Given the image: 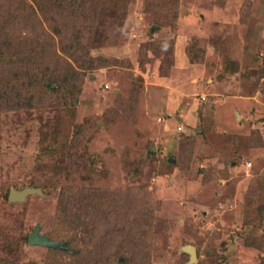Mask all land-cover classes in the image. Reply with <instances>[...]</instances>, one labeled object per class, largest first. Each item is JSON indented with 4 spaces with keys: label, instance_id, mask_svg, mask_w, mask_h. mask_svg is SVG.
<instances>
[{
    "label": "rangeland",
    "instance_id": "374dc122",
    "mask_svg": "<svg viewBox=\"0 0 264 264\" xmlns=\"http://www.w3.org/2000/svg\"><path fill=\"white\" fill-rule=\"evenodd\" d=\"M127 1L116 23L91 3L98 27L85 38L88 58L105 64L85 72L74 110L75 147L91 168L55 174L61 156L40 152V128L53 113L0 111V264H64L60 247L29 243L37 225L64 243L56 217L63 186L81 187L102 209L97 230L112 234L107 244L143 247V264H260L264 0ZM35 5L0 0V44L7 33L30 37L38 60L58 54L75 64L53 29L57 15ZM33 180L44 194L5 198L7 186ZM187 246L196 248L192 262Z\"/></svg>",
    "mask_w": 264,
    "mask_h": 264
},
{
    "label": "trees",
    "instance_id": "16d2710c",
    "mask_svg": "<svg viewBox=\"0 0 264 264\" xmlns=\"http://www.w3.org/2000/svg\"><path fill=\"white\" fill-rule=\"evenodd\" d=\"M33 1L36 3L34 8L46 17L49 14L54 17L57 15V23H54L53 29L62 40L67 42L63 51L75 61L76 65L58 54L53 55L50 61L46 59L40 61L37 59L38 49L35 51L29 48L30 37L25 41L24 38L27 37L20 35L16 38L7 33V41L5 44H0V68L9 65L7 72L0 69V111L42 109L53 113V116L40 128V152L49 158L50 155L61 156V161L60 158L54 160L55 174L79 173L91 168L93 160L82 156L79 154L80 150H77L80 144L77 138H80L82 131L74 120V110L79 104L83 91L85 72L105 64L99 63L97 59L88 58L91 47L90 43L85 41L88 33H95L97 30L95 13L97 7L91 5L95 0ZM97 1L99 5L110 11V14H106L107 18L115 23L124 9H127L128 4L127 0ZM165 1L169 3V0ZM1 34L2 29H0ZM108 61L111 63L110 60ZM75 140L77 143L74 144ZM191 144L189 146H194L193 143ZM262 184L259 180L256 186L260 187ZM30 186L41 188L44 194L43 183L33 180ZM7 188L5 198H8L12 189L10 186ZM60 192L57 221L64 228L65 248L76 247L72 248V252L56 249L66 255L64 264H139V262L143 264L144 256H139L144 250L143 247L130 253V247L127 248L122 239L123 242L117 244L105 242L106 238L112 235L110 232H104L103 237H99L101 230H97V225L101 217L104 216L106 219L105 213L92 203L88 195L85 196L81 187L63 186ZM256 212L264 215V208L258 207ZM126 239L134 241L135 238ZM140 244L142 246L141 242H137L134 246L139 247ZM119 245H121L120 251H118ZM87 249L90 251L88 252ZM115 250L116 254H114ZM108 253L111 254L105 257ZM120 256L123 257L122 260L118 259ZM260 264H264V256Z\"/></svg>",
    "mask_w": 264,
    "mask_h": 264
},
{
    "label": "water",
    "instance_id": "95a60500",
    "mask_svg": "<svg viewBox=\"0 0 264 264\" xmlns=\"http://www.w3.org/2000/svg\"><path fill=\"white\" fill-rule=\"evenodd\" d=\"M40 193L42 194L41 188H35V187H25L21 190H17L15 188H12L9 194V200L10 201H23L25 200L26 196L31 193ZM29 243L30 244H38V245H44L47 247H65V243H61L58 241H55L51 239L48 234H40V226L37 225L35 229L30 232L29 234ZM186 250L190 253V261H194L197 257L196 248L194 246H187Z\"/></svg>",
    "mask_w": 264,
    "mask_h": 264
}]
</instances>
